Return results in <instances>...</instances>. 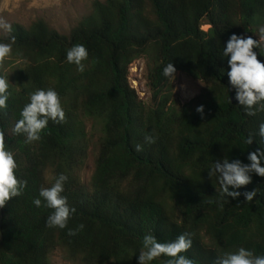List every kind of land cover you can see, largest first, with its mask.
<instances>
[{"label": "trees", "instance_id": "obj_1", "mask_svg": "<svg viewBox=\"0 0 264 264\" xmlns=\"http://www.w3.org/2000/svg\"><path fill=\"white\" fill-rule=\"evenodd\" d=\"M262 26L264 0H96L67 35L42 18L29 27L13 24L15 43L5 65L12 95L0 110V127L27 187L0 208V264H52L58 249L79 264H139L144 235L163 243L185 232L193 234L192 247L181 255L195 264H216L218 254L241 246L264 255V177L251 173V183L230 188L241 193L233 199L221 197L217 178L208 176L217 160L249 164L250 152L264 151L258 135L246 143L264 112L245 114L227 76L229 57L222 55L232 34L259 40ZM76 44L89 53L82 73L66 59ZM253 51L264 63L260 49ZM141 59L148 102L129 84L130 68ZM170 62L175 76L205 84L186 104L175 98L174 78L163 75ZM48 88L59 93L66 122L50 120L39 141L25 144L12 128L28 93ZM201 105L203 119L196 111ZM88 122L100 137L86 185L80 174ZM145 135L155 143H145ZM136 144L143 151L136 152ZM60 174L68 177L62 195L75 208L65 229L48 227L52 210L43 200L41 207L33 203ZM253 189L257 195L246 202L243 193ZM80 224L83 230L68 235Z\"/></svg>", "mask_w": 264, "mask_h": 264}, {"label": "clouds", "instance_id": "obj_2", "mask_svg": "<svg viewBox=\"0 0 264 264\" xmlns=\"http://www.w3.org/2000/svg\"><path fill=\"white\" fill-rule=\"evenodd\" d=\"M0 30L8 34L9 42H0V110L7 109V102L12 95L10 91L9 75L5 65L12 55L15 36H12V25L3 17H0ZM259 40L252 37L232 34L227 41L226 47L222 51L224 57H229L227 63L230 70L227 72L229 83L235 89V99L243 108L247 116H256L258 112H264V63H262L254 48H259L264 54V26L259 28ZM88 50L83 44L73 45L67 50L66 59L70 64L77 67V71L84 72L83 61L88 59ZM176 69L173 64L168 63L163 69L165 77L175 79ZM29 102L25 104L20 113V119L16 121L12 128V134L24 135L25 144H30L41 139V132L47 128L49 121L56 124L66 122V113L62 107L59 93L52 88L36 89L28 93ZM196 111L203 119V105L197 107ZM261 138L264 145V122L258 126V132H250L246 138V143L251 145L255 136ZM145 143H155L153 135L144 136ZM135 151H143L141 144L135 145ZM249 164H244L239 159L229 160L225 157L222 162L217 160L208 169L210 179L216 177L220 185L221 197L238 198L241 193L236 190L251 183V173L264 177V151L257 148L248 154ZM18 162L15 153L6 147L3 127H0V208L6 203L23 194L27 187V181L17 177ZM68 177L60 174L55 178L54 183L49 187H41L39 197L33 200L36 207L43 206L51 209L47 218V226L50 228L65 229L68 226L75 208L68 204L67 197L63 196L64 185ZM258 189L245 191L243 196L246 202H251L257 195ZM42 198V199H41ZM84 225L80 224L77 229H69L68 235H76L83 230ZM193 234L185 232L179 235L172 242H159L154 235L146 234L142 239V246L139 251V264H152L154 260L164 256L168 257L163 264H195L181 253L187 252L192 247L191 236ZM216 264H264V255H257L253 250L241 246L234 251H225L218 254Z\"/></svg>", "mask_w": 264, "mask_h": 264}, {"label": "rangeland", "instance_id": "obj_3", "mask_svg": "<svg viewBox=\"0 0 264 264\" xmlns=\"http://www.w3.org/2000/svg\"><path fill=\"white\" fill-rule=\"evenodd\" d=\"M94 1L96 0H1L0 17L6 19L11 25L19 24L24 27H29L37 19L42 18L57 32L67 35L81 19L90 15ZM208 29L204 27V30ZM4 34L6 33L0 30V36ZM129 84L136 90L141 100L149 101L150 92L146 82L144 59L136 61L131 66ZM173 86L175 98L182 104L198 97L205 88L203 82L193 80L183 73L176 74ZM87 133L89 151L80 176L83 183L89 185L95 171L100 131L93 122H88ZM51 262L52 264H79L72 261L60 249L51 255Z\"/></svg>", "mask_w": 264, "mask_h": 264}, {"label": "water", "instance_id": "obj_4", "mask_svg": "<svg viewBox=\"0 0 264 264\" xmlns=\"http://www.w3.org/2000/svg\"><path fill=\"white\" fill-rule=\"evenodd\" d=\"M237 101L233 100V103H236Z\"/></svg>", "mask_w": 264, "mask_h": 264}]
</instances>
